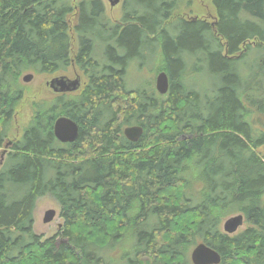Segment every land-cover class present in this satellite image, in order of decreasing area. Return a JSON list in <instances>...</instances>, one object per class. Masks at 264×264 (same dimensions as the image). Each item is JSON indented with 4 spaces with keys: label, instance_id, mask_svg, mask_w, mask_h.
<instances>
[{
    "label": "trees",
    "instance_id": "16d2710c",
    "mask_svg": "<svg viewBox=\"0 0 264 264\" xmlns=\"http://www.w3.org/2000/svg\"><path fill=\"white\" fill-rule=\"evenodd\" d=\"M179 2L124 0L112 22L102 0H0V148L12 137L0 165V264H113L102 250L130 233L129 264H191L198 242L219 264H264V0H210L213 26L177 18L168 32ZM158 43L167 93L130 89L129 60ZM185 50L205 66L185 71ZM73 66L79 91L33 102L10 134L22 74ZM201 70L209 92L188 85ZM59 116L77 123L73 142L55 138ZM132 124L143 128L136 142L122 133ZM43 196L62 219L48 238L33 231ZM236 212L250 226L229 235L221 222Z\"/></svg>",
    "mask_w": 264,
    "mask_h": 264
},
{
    "label": "rangeland",
    "instance_id": "374dc122",
    "mask_svg": "<svg viewBox=\"0 0 264 264\" xmlns=\"http://www.w3.org/2000/svg\"><path fill=\"white\" fill-rule=\"evenodd\" d=\"M78 1L79 0H71V4L75 5ZM123 1L124 0H121L119 4L115 5L114 7H111L107 0H102L107 17L109 18L110 21L118 22L120 20L123 12L122 11ZM179 1H180L179 8L173 13L172 17L167 21V23L170 22V24L167 27L168 32L173 31L174 26L176 28V26L179 25L178 24L179 22H177L178 21L177 18H185L186 20L203 18L206 21H208L211 24V26L214 25L215 14L211 6L210 0H179ZM178 27L180 29V26ZM178 27L176 28V32L178 31ZM70 30L72 31V27ZM161 51H162L161 46L158 43L155 44V46H153V49L151 50L146 49L145 51L142 52L141 56L129 60L125 81L130 89H147L148 91L153 89L154 92L158 94L155 89V79L157 73L159 72L160 65H162ZM196 53L197 52L194 53V51L191 52L190 50H185V52H183L182 59L187 62V64H184L185 71L186 68L192 70V65L194 67H198L199 64L201 66H205L203 62L198 63L197 61V58H199L198 56H195L196 60L193 59V55H196ZM98 54L99 57H101V59L104 60L102 57V49H99ZM194 72L195 71L193 70L190 72V74ZM27 73H31L32 77L29 81L23 82L22 77ZM75 73L76 74L78 73V75L80 74L81 81L83 83L85 81L84 75L74 66L70 67L64 72H59L52 75L35 74L33 72H25L24 74H22L20 78V83L25 86V94L23 100L17 106L10 134L13 135L15 134L18 136L21 133L23 127L27 125L31 117V113H32L31 106L33 102H36L44 98L49 99L57 95L51 91L48 85H46V82H48L52 77L59 75H66L70 78H74L73 76ZM202 76L205 78V80L202 78ZM187 79L189 81L188 84L189 86L198 88L199 85L203 93L205 91L209 92L210 86L208 87V82H207L208 76L205 74L203 70H201V73L199 71L198 74H195L194 76L190 77V79L189 78ZM78 91L69 94H75ZM261 114L263 113H259V115ZM262 121H263V125L261 127H263L264 129V114ZM11 140L12 137L6 140L5 143ZM11 145L8 146L7 151L10 150ZM3 148L4 146L0 148V154L3 151ZM5 156L6 154L3 155L2 158L3 160L5 159ZM49 209H53L55 211V217L51 222L44 223L43 222L44 213ZM59 211H60V207L52 197L43 196L38 198L33 211V220H34L33 231L37 234L42 235L43 238H48L54 235L56 236L57 232L59 231L62 225V219L59 216ZM239 213L243 214L242 212H236L230 215L232 216ZM229 216L225 217L222 220L221 228L223 221L227 219ZM248 225L250 226V224L247 223L244 218L243 225L239 227L237 232L249 227ZM57 239L60 238L57 237ZM133 246H134V238H133V234L130 233L121 243L117 245H113L111 247L108 246L107 248H104V250H102V254L104 255L107 254V256L109 255L108 261H110L113 264H129L126 260V257H128L131 254L133 250ZM193 247H190L187 253L188 260L190 261L191 264L193 263L191 261L190 252Z\"/></svg>",
    "mask_w": 264,
    "mask_h": 264
},
{
    "label": "water",
    "instance_id": "95a60500",
    "mask_svg": "<svg viewBox=\"0 0 264 264\" xmlns=\"http://www.w3.org/2000/svg\"><path fill=\"white\" fill-rule=\"evenodd\" d=\"M110 6H114L120 2V0H108ZM32 74L27 73L22 77L23 82H27L31 79ZM47 85L54 92H71L75 91L80 86V77L77 75L74 78H69L66 75H59L52 77ZM155 89L159 94H166L169 89V78L164 71L157 74L155 79ZM53 133L55 138L62 143L73 142L78 136V125L77 123L67 116L58 117L53 124ZM125 137L135 142L142 133V128L140 126H129L125 127L123 130ZM10 144V142H8ZM5 145L3 153L1 154V159L4 152L7 149ZM1 162V160H0ZM55 215L53 209H49L45 212L43 221L49 222ZM243 221L242 214L236 216L228 217L222 223V230L227 234H233L237 231ZM191 260L194 264H219L221 262V257L213 248L205 244L204 242L197 243L190 252Z\"/></svg>",
    "mask_w": 264,
    "mask_h": 264
},
{
    "label": "bare ground",
    "instance_id": "6f19581e",
    "mask_svg": "<svg viewBox=\"0 0 264 264\" xmlns=\"http://www.w3.org/2000/svg\"><path fill=\"white\" fill-rule=\"evenodd\" d=\"M107 1H108V0H107ZM120 2H121V0H120ZM120 2H119V3H120ZM108 3H109V2H108ZM119 3H118V4H119ZM109 5H110V4H109ZM116 5H117V4H116ZM114 6H115V5H114ZM114 6H111V7H114ZM159 72H161V71H159ZM159 72H158V73H159ZM164 72H165V71H164ZM158 73H157V74H158ZM165 73H166V72H165ZM166 74H167V73H166ZM167 76H168V75H167ZM168 78H169V77H168ZM46 85H47V82H46ZM79 87H80V86H79ZM78 89H79V88H78ZM78 89H77V90H78ZM75 91H76V90H75ZM71 92H74V91H71ZM55 93H57V92H55ZM59 93H70V92H59ZM166 93H167V92H166ZM163 95H164V94H163ZM59 117H60V116H59ZM129 126H140V125L132 124V125H128V126H125V127H129ZM125 127H124V128H125ZM140 127H141V126H140ZM124 128L122 129V133H123ZM141 128H142V127H141ZM142 132H143V128H142ZM141 134H142V133H141ZM123 136L125 137L124 133H123ZM140 136H141V135H140ZM140 136H139V137H140ZM125 138H126V137H125ZM138 139H139V138H138ZM138 139H137V140H138ZM129 141H130V140H129ZM8 142H10V144H11V141H8ZM131 142H132V141H131ZM135 142H136V141H135ZM60 143H62V142H60ZM68 143H70V142H68ZM7 144H8V143H7ZM5 145H6V144H5ZM5 145H4V147H5ZM8 145H9V144H8ZM8 145H7V148H8ZM3 150H4V148H3ZM5 152H7V149H6ZM5 152H4V154H5ZM2 153H3V151L1 152V154H2ZM1 154H0V160H1L0 165H1L2 162H3V159H1ZM4 154H3V155H4ZM2 158H3V157H2ZM45 212H46V211H45ZM239 214H241V213H239ZM44 215H45V213H44ZM236 215H238V214H235V215H232V216H236ZM232 216L230 215L229 217H232ZM242 216H243V221H242V224H241L240 226L243 225L244 218H245L243 214H242ZM54 217H55V215H54ZM54 217H53V218H54ZM43 218H44V216H43ZM53 218H52V220H53ZM52 220H51V221H52ZM51 221H49V222H51ZM43 222H44V221H43ZM44 223H48V222H44ZM238 229H239V228H238ZM238 229H237V230H238ZM213 249H214V248H213ZM214 250H215V249H214ZM215 251H216V250H215ZM216 252H217V251H216ZM217 253H218V252H217ZM219 255H220V254H219ZM191 261H192V260H191ZM192 263H193V262H192ZM193 264H194V263H193Z\"/></svg>",
    "mask_w": 264,
    "mask_h": 264
},
{
    "label": "flooded vegetation",
    "instance_id": "af4514ba",
    "mask_svg": "<svg viewBox=\"0 0 264 264\" xmlns=\"http://www.w3.org/2000/svg\"><path fill=\"white\" fill-rule=\"evenodd\" d=\"M78 75V73L76 74H74V76L73 77H76ZM79 77H80V87H81V85H82V81H81V76H80V74H79ZM70 78V77H69ZM49 87V86H48ZM80 87H79V89H80ZM50 88V87H49ZM51 89V88H50ZM78 89V90H79ZM78 90H76V91H78ZM51 91L53 92V93H55L52 89H51ZM75 92V91H74ZM70 93H73V92H70ZM55 94H57V95H60V94H69V93H55ZM127 139V138H126ZM128 140V139H127ZM8 143V142H7ZM7 143H5V144H7ZM4 144V145H5ZM3 145V146H4ZM11 144H9L8 146H10ZM6 153V152H5ZM242 231V230H241ZM238 232H240V231H238ZM238 232H235V233H238Z\"/></svg>",
    "mask_w": 264,
    "mask_h": 264
}]
</instances>
